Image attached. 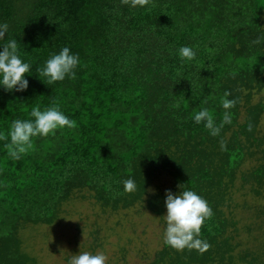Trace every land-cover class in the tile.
<instances>
[{
    "label": "trees",
    "instance_id": "obj_1",
    "mask_svg": "<svg viewBox=\"0 0 264 264\" xmlns=\"http://www.w3.org/2000/svg\"><path fill=\"white\" fill-rule=\"evenodd\" d=\"M0 23L32 65L26 91L0 88V136L34 106L59 105L75 121L33 138L19 160L0 139V264H39L21 228L55 223L76 191L112 212L139 205L161 216L166 192L183 189L213 211L200 234L210 247L164 245L148 264H264V242L237 251L254 224L230 203L238 178L264 198V42L253 43L264 37V0H0ZM182 46L193 61H180ZM64 47L79 55L76 78L47 85L36 69ZM225 92L236 101L232 123L213 137L192 116L208 108L219 124ZM128 178L135 192H124ZM245 207L264 222V205Z\"/></svg>",
    "mask_w": 264,
    "mask_h": 264
},
{
    "label": "clouds",
    "instance_id": "obj_2",
    "mask_svg": "<svg viewBox=\"0 0 264 264\" xmlns=\"http://www.w3.org/2000/svg\"><path fill=\"white\" fill-rule=\"evenodd\" d=\"M125 3L128 0H124ZM147 0H131L132 7L144 6ZM9 25L0 23V88L5 91L24 92L28 89L29 81L25 74H31L32 65L26 62L20 55L19 43L14 37L5 40ZM264 42V37L253 41L255 44ZM177 56L181 62L193 61L196 52L192 47L182 46L177 50ZM80 65L79 55L73 53L70 48L64 47L58 53H53L45 61L42 67L36 69L39 78L47 85L58 81L76 78V70ZM230 93L225 92L221 107L225 110L219 124L216 123L208 108H201L192 119L195 124H202L213 137L219 136L221 129L232 123L233 113L229 111L235 107V99H228ZM30 119L14 120L6 136L0 139L7 141L8 155L13 160H19L33 148V138L48 137L55 135L57 130L75 127V121L71 120L60 109L59 105L53 104L44 110L34 106L30 112ZM249 131L252 126L249 125ZM225 145L221 143L223 149ZM123 190L132 193L137 190L136 181L128 178L123 181ZM145 195V191H144ZM166 228L164 230L163 242L167 247L177 251L185 248L198 250L203 253L210 245L200 238L201 228L205 221L210 219L213 211L208 202L198 193L191 189H183L178 193L168 190L165 198ZM107 257L103 253L92 254L82 252L73 255L69 264H106Z\"/></svg>",
    "mask_w": 264,
    "mask_h": 264
},
{
    "label": "rangeland",
    "instance_id": "obj_3",
    "mask_svg": "<svg viewBox=\"0 0 264 264\" xmlns=\"http://www.w3.org/2000/svg\"><path fill=\"white\" fill-rule=\"evenodd\" d=\"M262 94H256L254 100L260 99ZM254 164L255 160H246L241 169L246 171ZM156 182L162 186L170 184L165 177ZM233 191L230 203L238 206L234 207L237 216L243 222L254 224L250 234L243 226L241 236L237 237L243 246L237 251H244L246 247L255 249L264 242V222L245 204L259 207L264 205V198L253 195L240 178ZM90 193L89 190L76 191L62 205L59 219L53 224L23 226L20 235L24 249L35 256L39 264H69L72 256L79 252L103 253L107 257L106 264H148L152 261L157 251L164 247L167 210L159 216L138 205L112 212L109 207L103 209Z\"/></svg>",
    "mask_w": 264,
    "mask_h": 264
}]
</instances>
